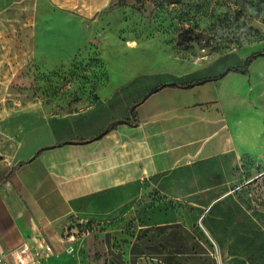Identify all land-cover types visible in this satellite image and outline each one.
I'll return each mask as SVG.
<instances>
[{"label":"crops","instance_id":"0c3cea01","mask_svg":"<svg viewBox=\"0 0 264 264\" xmlns=\"http://www.w3.org/2000/svg\"><path fill=\"white\" fill-rule=\"evenodd\" d=\"M149 19L116 0H0L9 264H264V56L176 57ZM108 34L129 51L118 68ZM92 40L109 74L96 100L28 125V77Z\"/></svg>","mask_w":264,"mask_h":264},{"label":"rangeland","instance_id":"374dc122","mask_svg":"<svg viewBox=\"0 0 264 264\" xmlns=\"http://www.w3.org/2000/svg\"><path fill=\"white\" fill-rule=\"evenodd\" d=\"M150 17L149 31L160 36L166 50L176 57L218 55L237 48L251 49L249 59L264 51V0H116ZM106 60L113 58L116 68L129 61V51L108 34ZM149 60L157 56V41L149 42ZM108 62V61H107ZM29 73V71H28ZM260 76L252 75V83ZM109 74L100 59L95 40L87 43L75 58L56 66H43L28 77L26 109L30 116L76 111L96 100ZM40 107V108H39ZM253 166L254 162L251 163ZM260 169V168H257ZM258 186L257 179L253 183Z\"/></svg>","mask_w":264,"mask_h":264},{"label":"built area","instance_id":"2783aa9c","mask_svg":"<svg viewBox=\"0 0 264 264\" xmlns=\"http://www.w3.org/2000/svg\"><path fill=\"white\" fill-rule=\"evenodd\" d=\"M0 264H9L6 259L5 256L2 252H0Z\"/></svg>","mask_w":264,"mask_h":264},{"label":"water","instance_id":"95a60500","mask_svg":"<svg viewBox=\"0 0 264 264\" xmlns=\"http://www.w3.org/2000/svg\"><path fill=\"white\" fill-rule=\"evenodd\" d=\"M258 29L261 31V32H264V28L258 26ZM258 56H264V52H259L257 54L254 55V57H258Z\"/></svg>","mask_w":264,"mask_h":264},{"label":"trees","instance_id":"16d2710c","mask_svg":"<svg viewBox=\"0 0 264 264\" xmlns=\"http://www.w3.org/2000/svg\"><path fill=\"white\" fill-rule=\"evenodd\" d=\"M249 62H250V59H248V60L246 61V64H249ZM230 70H231V69H230ZM201 82H203V80L196 82V84L201 83ZM193 84H195V83L188 84L187 86H190V85H193ZM113 126H114V125H111L109 128H112Z\"/></svg>","mask_w":264,"mask_h":264}]
</instances>
